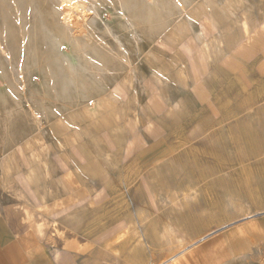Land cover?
Segmentation results:
<instances>
[{"label": "crops", "instance_id": "crops-1", "mask_svg": "<svg viewBox=\"0 0 264 264\" xmlns=\"http://www.w3.org/2000/svg\"><path fill=\"white\" fill-rule=\"evenodd\" d=\"M203 1L91 108L42 114L70 103L45 92L65 91L70 76L47 71V84L31 87L41 94L16 100L29 112L0 117V264H264V208L244 210L264 205V192L219 198L239 201L238 213L210 205V175L247 169L210 156L246 158L247 134L262 133L244 106L264 8L210 0L206 37L181 22L202 15Z\"/></svg>", "mask_w": 264, "mask_h": 264}, {"label": "rangeland", "instance_id": "rangeland-1", "mask_svg": "<svg viewBox=\"0 0 264 264\" xmlns=\"http://www.w3.org/2000/svg\"><path fill=\"white\" fill-rule=\"evenodd\" d=\"M75 1H85L86 4L83 10L74 11L73 16L78 21L76 25H72L70 20L62 15L61 0H0V94L5 96L4 100L0 99V117L15 118L20 117V114H26V111L29 112L26 106H19L16 100L18 97L23 98L25 93L30 99L41 94L43 86L42 89L31 87L36 84L39 87L47 84L43 76L47 71H55L51 76H70L65 91L53 89L45 91L49 99H62L65 96L70 103L50 107L40 105L38 108L42 114L45 115L47 109L54 108L59 118L63 116L64 110L72 112L74 109L91 108L92 104L100 102L103 92L109 91L113 86L127 85L128 74H134L136 67L141 64L138 63L142 58L141 54L157 46L156 38L170 35L169 30L179 24L180 17L177 16L183 14L181 2L184 1L186 4L189 2V0ZM247 1L251 2L252 7L264 8V0ZM206 5L205 12L197 19H186L183 23L191 22L195 25L200 23L201 34L208 37L210 26L205 24L210 19V0ZM186 32L184 30L183 33ZM254 42L253 47L248 46L249 51L254 53H248L247 58L261 63L256 62L258 64L256 72L248 73L250 78L247 89L254 90L256 87V90L255 93L249 90L250 92L245 95L247 106L244 107L247 116L252 115V119L257 120V129L262 128V133L247 134L246 158L210 156L211 166L245 164L247 167L245 173L210 175L216 188L213 194L216 200H219L210 201V205L216 211L223 208V204L230 203L232 210L238 213L239 201L219 199L227 198L229 194L232 198H237L239 191L246 192L248 199L254 200L264 192L261 190L264 188V169H261L264 167V41L261 43L260 39H255ZM2 48L8 55L3 54ZM249 63L253 66L255 62ZM132 66L133 69L130 68ZM82 95L85 99L79 100ZM77 99L79 102H76ZM26 100L28 101V98ZM255 100L261 103L257 104L254 111L251 106ZM29 107L31 109V106ZM32 113L35 115L34 111ZM222 144L229 146L226 142ZM212 154L214 153L210 152V155ZM244 182L246 185L243 186ZM228 186L229 189H224ZM239 187L243 189H238ZM260 202L262 201H246L244 210L246 209L247 214L260 211L264 208V205L258 204ZM240 241L241 238L238 236L232 239L237 245Z\"/></svg>", "mask_w": 264, "mask_h": 264}, {"label": "bare ground", "instance_id": "bare-ground-1", "mask_svg": "<svg viewBox=\"0 0 264 264\" xmlns=\"http://www.w3.org/2000/svg\"><path fill=\"white\" fill-rule=\"evenodd\" d=\"M198 1L199 0H193L189 5H186V3L184 2V1H182L181 2V4H182V10H183V14H182V16L180 15V16H177V17H180V19H182V17L184 16V15H188V13H190V11H192L193 9H194V7L196 6V4L198 3ZM205 1V0H204ZM203 1V2H204ZM207 1V0H206ZM61 2H62V15L66 18V19H69L70 20V22H71V24L72 25H76L77 24V18L76 17H74L73 15H74V11L75 10H83V8L85 7V1H75V0H61ZM188 4V3H187ZM199 4V3H198ZM206 6V5H205ZM204 8V7H203ZM201 9V8H200ZM205 9H206V7H205ZM203 10V9H202ZM197 11V10H196ZM182 12V11H181ZM195 12V11H194ZM198 12V11H197ZM204 12H205V10H204ZM196 14H198V13H196ZM200 15H201V13H200ZM198 16H199V14H198ZM186 18V17H185ZM187 18H189V16L187 17ZM196 18H197V16H196ZM177 19V18H176ZM179 19V20H180ZM178 20V19H177ZM178 20V21H179ZM186 20V19H185ZM176 22V21H175ZM181 22H183V21H181ZM177 23V22H176ZM175 23V24H176ZM173 24V23H172ZM171 24V25H172ZM183 24V23H182ZM181 24V25H182ZM176 26V25H175ZM174 27V26H173ZM172 27V28H173ZM176 29V28H175ZM170 30H172V29H170ZM169 30V31H170ZM162 36V35H161ZM165 36V35H164ZM160 38V37H159ZM162 38V37H161ZM161 40V39H160ZM160 40H158V42L160 41ZM2 50H3V54L4 55H8V52L5 50V49H3L2 48ZM130 68H132V67H130ZM133 69V68H132ZM37 117V116H36ZM37 119H39V118H37ZM14 158V157H13ZM14 161V160H13ZM14 165V164H13ZM14 169V168H13ZM191 244V243H190ZM193 244V243H192ZM173 256H175V255H173ZM161 261V260H160ZM163 263H165V262H163Z\"/></svg>", "mask_w": 264, "mask_h": 264}]
</instances>
